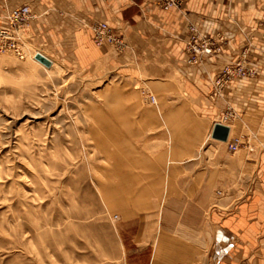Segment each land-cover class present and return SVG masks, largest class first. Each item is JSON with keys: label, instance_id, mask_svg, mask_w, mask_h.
<instances>
[{"label": "crops", "instance_id": "obj_1", "mask_svg": "<svg viewBox=\"0 0 264 264\" xmlns=\"http://www.w3.org/2000/svg\"><path fill=\"white\" fill-rule=\"evenodd\" d=\"M164 1L14 5L31 6L32 45L49 60L73 62L92 82L110 76L124 98L134 97L131 131L151 150L142 161L151 182L141 194L161 197L146 261L150 254L151 264H264V0H182L169 10ZM5 12L0 0V17ZM101 22L122 35L123 51L95 44ZM190 26L219 47L199 65L187 62ZM243 58L258 74L230 81L213 98L216 78ZM228 110L233 118L222 122ZM217 123L229 129L227 141L210 138Z\"/></svg>", "mask_w": 264, "mask_h": 264}, {"label": "rangeland", "instance_id": "obj_2", "mask_svg": "<svg viewBox=\"0 0 264 264\" xmlns=\"http://www.w3.org/2000/svg\"><path fill=\"white\" fill-rule=\"evenodd\" d=\"M32 26L24 58L0 53V264H151L161 197L141 194L151 150L131 131L134 97L71 61L44 66Z\"/></svg>", "mask_w": 264, "mask_h": 264}, {"label": "built area", "instance_id": "obj_3", "mask_svg": "<svg viewBox=\"0 0 264 264\" xmlns=\"http://www.w3.org/2000/svg\"><path fill=\"white\" fill-rule=\"evenodd\" d=\"M18 0H2L7 8L6 17H0V53H13L21 58L25 57V42L28 37V22L34 19L32 9L27 4H18ZM182 0H165L162 4L164 10L173 8H181ZM94 40L97 45H102L105 42L113 44L118 48L124 46L122 35L115 29H112L107 23H97L94 27ZM189 39L186 42L187 62L191 65H199L205 57L211 56L219 51L216 42L213 38L203 35L196 27H189ZM222 40V38H220ZM238 67L233 69L228 67L223 75L217 78L213 83L214 91L212 97H218L226 84L236 78L251 76L253 74L247 70L243 64H238ZM154 102L153 98H151ZM233 118V112L228 110L223 121L228 122ZM231 152H236L239 149V141L236 140L228 145Z\"/></svg>", "mask_w": 264, "mask_h": 264}, {"label": "water", "instance_id": "obj_4", "mask_svg": "<svg viewBox=\"0 0 264 264\" xmlns=\"http://www.w3.org/2000/svg\"><path fill=\"white\" fill-rule=\"evenodd\" d=\"M36 60L41 62L46 67L52 66V62L48 58H46L45 56H43L41 54H38L36 56ZM228 132H229V129L227 127H225L223 125H216L215 130H214V134H213V138L221 140V141H227Z\"/></svg>", "mask_w": 264, "mask_h": 264}, {"label": "bare ground", "instance_id": "obj_5", "mask_svg": "<svg viewBox=\"0 0 264 264\" xmlns=\"http://www.w3.org/2000/svg\"><path fill=\"white\" fill-rule=\"evenodd\" d=\"M103 1H107V0H103ZM28 5V4H27ZM30 6V5H29ZM31 7V6H30ZM6 8V7H5ZM32 9V8H31ZM33 12V11H32ZM6 15H7V8H6V12H5V14L3 15V17L5 16L6 17ZM33 16H34V19L33 20H31V21H29L28 22V26L27 27H29L32 23H33V21L35 20V15L33 14ZM93 35H94V29H93ZM94 42H95V40H94ZM95 44H96V42H95ZM97 45V44H96ZM105 45H109V46H112V47H114L115 49H118V50H123L124 48H125V43H124V46L121 48H118V47H116V46H114L113 44H110V43H108V42H105L104 44H102V45H97L98 47H103V46H105ZM151 98H153V97H151ZM153 100H154V102H152L153 104L155 103V99L153 98ZM239 141V140H238ZM239 146H240V142H239ZM239 150V149H238ZM237 150V151H238Z\"/></svg>", "mask_w": 264, "mask_h": 264}]
</instances>
